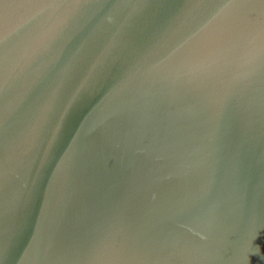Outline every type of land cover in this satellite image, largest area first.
Returning <instances> with one entry per match:
<instances>
[{
  "label": "water",
  "instance_id": "water-1",
  "mask_svg": "<svg viewBox=\"0 0 264 264\" xmlns=\"http://www.w3.org/2000/svg\"><path fill=\"white\" fill-rule=\"evenodd\" d=\"M0 264H264V3L0 0Z\"/></svg>",
  "mask_w": 264,
  "mask_h": 264
},
{
  "label": "snow or ice",
  "instance_id": "snow-or-ice-1",
  "mask_svg": "<svg viewBox=\"0 0 264 264\" xmlns=\"http://www.w3.org/2000/svg\"><path fill=\"white\" fill-rule=\"evenodd\" d=\"M261 3H264V0H261Z\"/></svg>",
  "mask_w": 264,
  "mask_h": 264
}]
</instances>
